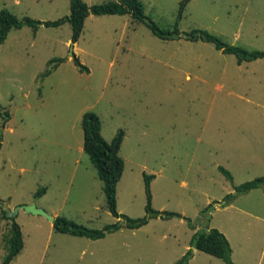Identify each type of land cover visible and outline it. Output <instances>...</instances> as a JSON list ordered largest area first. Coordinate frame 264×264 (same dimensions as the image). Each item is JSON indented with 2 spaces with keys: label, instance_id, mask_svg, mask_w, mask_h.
<instances>
[{
  "label": "rangeland",
  "instance_id": "374dc122",
  "mask_svg": "<svg viewBox=\"0 0 264 264\" xmlns=\"http://www.w3.org/2000/svg\"><path fill=\"white\" fill-rule=\"evenodd\" d=\"M140 1L162 30L177 22L181 36L200 29L264 52V0H189L180 19L183 0ZM2 9L53 22L69 15V0H0ZM71 34L68 23L24 26L0 45V262L7 208L34 203L89 229L117 223L83 152L81 118L94 112L106 142L123 131L117 212L144 216L143 174L153 175L152 209L194 229L157 218L93 241L19 210L24 244L10 264H174L192 235L210 228L229 241L233 264H264V186L224 202L264 176V59L238 64L210 43L163 41L129 15H89L75 44ZM190 264L224 263L196 251Z\"/></svg>",
  "mask_w": 264,
  "mask_h": 264
},
{
  "label": "trees",
  "instance_id": "16d2710c",
  "mask_svg": "<svg viewBox=\"0 0 264 264\" xmlns=\"http://www.w3.org/2000/svg\"><path fill=\"white\" fill-rule=\"evenodd\" d=\"M188 2L189 0H183L181 2L180 13L178 16L179 19L181 17V12ZM89 15H129L134 22L143 24L152 35L160 40L171 41L183 37L189 42L201 41L204 43H210L216 50L221 51L223 54L235 56L238 64L264 59V52L248 51L241 47L229 46L222 42L218 37L205 30L194 29L181 36L177 28V22L173 30H162L144 14L143 5L140 0H118L116 2H107L92 6H88L82 0H69V15L53 22H41L29 17L19 19L9 11L2 9L0 10V45L6 40L7 35L11 30H19L22 27L27 26L36 31L40 26L59 27L65 23H68L71 28V43L75 44L81 35L84 21ZM82 69L86 70L85 68ZM46 74L47 73L44 75ZM5 116H8V114L5 113ZM81 129L83 134V152L88 155L92 165L97 171L98 178L102 183V191L105 197L107 210L118 221L117 223L106 225L98 230L89 229L76 224L65 217L57 216L52 223L55 232L96 241L105 238L108 234L119 231L122 227L129 230H137L147 225L150 220L157 218L163 220H169L172 218L183 219L188 222V226L191 229H194L189 219L178 213L158 212L152 209L150 182L154 179L153 175L143 174L146 194L144 216L132 219L119 214L117 212L116 188L124 170V161L119 155L123 141V131H118L111 142H106L101 136L100 119L94 112H86L83 114L81 118ZM218 170L226 179L232 181V176L227 170L222 167H219ZM262 186H264V176L245 182L234 187V193L227 195L224 198V202L229 203L236 195L258 189ZM44 192V190H39L36 196H40ZM4 218L10 221V228L5 237V255L0 264H10L20 254L24 243L21 229L15 219L6 217L5 212ZM193 250L217 258L224 264H233L231 261L232 250L229 241L217 229L210 228L205 232H195L190 239L189 249L174 264H188L193 257Z\"/></svg>",
  "mask_w": 264,
  "mask_h": 264
},
{
  "label": "water",
  "instance_id": "95a60500",
  "mask_svg": "<svg viewBox=\"0 0 264 264\" xmlns=\"http://www.w3.org/2000/svg\"><path fill=\"white\" fill-rule=\"evenodd\" d=\"M71 57L73 58L74 55L71 54ZM80 69H81V67H80ZM19 210H23L25 213L32 214L35 216H42L45 219H47L50 223H53L54 218H55L53 216L48 215L44 210L38 208L34 203H32L30 205L18 206L13 210H8V208H7L6 209V217L11 218V219H15Z\"/></svg>",
  "mask_w": 264,
  "mask_h": 264
},
{
  "label": "crops",
  "instance_id": "0c3cea01",
  "mask_svg": "<svg viewBox=\"0 0 264 264\" xmlns=\"http://www.w3.org/2000/svg\"><path fill=\"white\" fill-rule=\"evenodd\" d=\"M53 217H56V216H53ZM51 224H52V223H51ZM187 249H188V248H187ZM196 251H197V250H194L193 257H192V259L188 262V264H190V263L192 262V260H193V258H194V256H195V254H196ZM183 255H184V254H183ZM183 255H182V256H183ZM182 256H181V257H182ZM211 257H212V256H211ZM213 258H214V257H213Z\"/></svg>",
  "mask_w": 264,
  "mask_h": 264
}]
</instances>
